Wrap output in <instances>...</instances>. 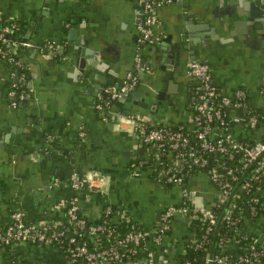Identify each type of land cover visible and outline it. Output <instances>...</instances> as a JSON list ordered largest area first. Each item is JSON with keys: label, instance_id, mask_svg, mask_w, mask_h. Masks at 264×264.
Returning a JSON list of instances; mask_svg holds the SVG:
<instances>
[{"label": "crops", "instance_id": "0c3cea01", "mask_svg": "<svg viewBox=\"0 0 264 264\" xmlns=\"http://www.w3.org/2000/svg\"><path fill=\"white\" fill-rule=\"evenodd\" d=\"M263 6L262 0H161L152 40L140 41V0H0L10 36L20 42L12 49L15 63L0 59V230L14 210L29 223L62 221L75 194L88 220L109 206L114 222L127 220L151 233L123 264H178L194 230L176 214L157 241L153 232L164 209L186 191L196 206L210 207L219 192L201 170L179 183L159 182L130 117L139 112L156 124L189 122V97L197 87L187 72L192 59L209 65L223 93L243 87L249 106L264 110V25L251 15ZM228 17L237 22L232 32ZM49 41L59 44L57 55ZM138 55L145 65L135 88L140 98L133 89L100 109L99 93L119 88L137 69ZM78 56L85 58L83 68L75 64ZM17 83L26 90L13 106L9 91ZM140 159L142 165L132 166ZM73 172L103 180L74 190ZM243 225L263 239L264 211ZM17 262L70 264L54 244L0 242V264Z\"/></svg>", "mask_w": 264, "mask_h": 264}, {"label": "built area", "instance_id": "2783aa9c", "mask_svg": "<svg viewBox=\"0 0 264 264\" xmlns=\"http://www.w3.org/2000/svg\"><path fill=\"white\" fill-rule=\"evenodd\" d=\"M144 13V23L139 26L140 41H151V31L157 22L156 8L161 0H140ZM4 19L0 12V21ZM12 26L4 24L0 30V59L5 58L15 63V56L12 53L20 42H16L10 36ZM26 44L28 42H22ZM49 52L58 54L59 44L49 41ZM136 70L128 71L122 80L119 88L111 91L104 100L97 103L99 108L110 107L112 101L127 92L135 89L139 81V73L145 69L141 63L140 56H136ZM187 72L197 80L196 90L189 97L190 120L187 123H178L175 128L172 125L154 124L146 119L139 112L133 113L132 131L138 136L140 143L148 150L149 157L156 165V179L165 184L179 183L182 179L196 171H205L208 181L219 192L218 200L230 198L232 207L237 194L232 191V181L238 179L237 170L245 171L249 166L248 177L242 186L248 187L249 179H255L264 174V110L257 107H250L248 104L247 91L243 87H237L231 94L223 93L212 81L210 67L207 63L192 59L189 61ZM104 91H109L106 88ZM9 93L14 96L11 101L13 106L24 98V91L17 92L12 88ZM264 99V86L260 89ZM100 99L102 97L99 93ZM235 130L232 131L231 127ZM83 134V133H82ZM238 155V156H236ZM235 159H237L235 161ZM142 159L132 163L143 164ZM135 175L139 171H134ZM103 178L98 175H81L73 172L70 175L69 183L74 190L83 187L84 184L102 182ZM264 181V177L262 178ZM93 185V184H92ZM261 203L262 193L260 195ZM183 200L180 203H172L164 209L159 224L155 228L154 237L158 241L170 226V221L176 214L184 215L186 221L192 226L191 220L195 214L200 213V218L207 221V229H211L217 221V215L213 206H196L194 197L188 191L183 193ZM253 200H257L256 197ZM80 206L78 198L74 194L66 206V216L71 225L76 229L73 233L65 236V243L62 235L66 228L53 230L50 223H62V221H41L26 222L21 210L12 212L11 222L0 230V242L2 244H55L66 252L70 264H123V261L136 254L137 249L128 247L127 244H144L147 234H151L139 227L130 226L125 234H116L115 224L110 215L112 209L105 206L102 220L98 223L86 225V219L79 214ZM199 218V217H198ZM199 218V219H200ZM226 221L235 223L239 218H232L229 211L224 216ZM193 228V227H192ZM194 230V228H193ZM103 233L109 242L104 245L99 239H91L86 232ZM114 235V236H112ZM195 241L194 236L189 242ZM63 242V243H61ZM59 243V244H58ZM259 243L264 245V238L259 240L252 235L247 249L249 255L238 258L243 264H264L257 261L262 251L255 248ZM197 242V246H201ZM220 252L211 255L204 252V264L213 261L218 264L228 262V255L224 248L231 246L230 239L219 244ZM118 247L124 248L119 250ZM17 264H21L17 262Z\"/></svg>", "mask_w": 264, "mask_h": 264}, {"label": "trees", "instance_id": "16d2710c", "mask_svg": "<svg viewBox=\"0 0 264 264\" xmlns=\"http://www.w3.org/2000/svg\"><path fill=\"white\" fill-rule=\"evenodd\" d=\"M4 24L12 25L4 18L2 22L0 21V30ZM15 88L17 92L25 91L26 85L22 83H17ZM107 95L108 92L102 91L103 98L101 100H104V98ZM176 126H177L176 124L172 125L173 128H175ZM236 160L237 159H235V161ZM250 167L251 166H249L245 171H241V170L236 171L238 175V179L232 181L233 183L232 191L237 194L236 198H234V202H233L234 205H232V207L230 208L231 206L230 198H221L218 200L217 204L213 206L218 221L214 226L211 227V229L206 231L208 222L200 218L199 212L194 215V217L191 220V223H192V227L194 228L193 236L195 238V241L193 240L192 242H188L185 245L184 252L177 259L178 264H204L203 262L204 252L208 251L211 255L220 252L221 247L219 244H221L223 241H225L228 238L231 241V246L224 248V253L228 255V262L225 264H243L242 261L238 260V258L241 256L249 255L250 249L249 250L247 249V244L250 242V237L254 235L252 232H250L249 229H247L243 225L244 220L246 218L253 220L264 211V206L261 203V198H260L261 197L260 195L264 190V181H262L264 174L258 178L249 179L248 187L242 186V183L245 181V178L248 177L249 175ZM254 197L257 198L256 201L253 200ZM228 211L233 219L241 218L240 221H237L235 223L226 221L224 216L225 213ZM79 214L85 217L86 225L91 223H98L102 220V215L97 219L88 220L84 215V213L82 212L81 208ZM115 225H116L115 226L116 231L114 232V235L119 233L123 235L126 232H128L130 229V224L127 222V220L121 222L118 221ZM50 227L53 230L56 229L58 230L68 227L67 229H65L64 234L62 235V239L64 243L66 241L65 236H67V234L73 233L74 230L76 229L75 226L71 225V222L67 216L62 223H55V224L50 223ZM85 232L87 237H90L91 239H99L104 245H106L109 242V239L112 240L115 239L114 237L106 238L103 233L98 235L97 233H90L87 231ZM197 242H201L202 245L197 246ZM140 245L134 244L132 242L127 244L128 247L136 248L137 250ZM255 248L262 251V254L259 255L257 261L264 263V245L262 246L259 243H257L255 245ZM118 249L122 251L124 250V248L122 249V247H118ZM133 255L135 254L131 253L130 257H132ZM206 264H218V263L210 261Z\"/></svg>", "mask_w": 264, "mask_h": 264}, {"label": "water", "instance_id": "95a60500", "mask_svg": "<svg viewBox=\"0 0 264 264\" xmlns=\"http://www.w3.org/2000/svg\"><path fill=\"white\" fill-rule=\"evenodd\" d=\"M262 2H263V4H264V0H262ZM237 12H238V14H242V13H240L239 10H237ZM229 15H230V17H231V16L235 15V13H233V12L231 11V12H229ZM251 15H252V16H255L254 18L260 20V21L262 22V24L264 25V6L262 7L261 10H259V12H258L257 14H255V13H251ZM230 17H228V24H227L228 26H227V27L229 28V24L232 23V24H233V25H232V28H229V31L232 32V29H233L234 27L237 26V22H234L235 20L232 21V19H231ZM230 21H232V22H230ZM225 25H226V24H225ZM84 63H85V58H84V56H83V57H81V56L76 57L75 64H76L77 68H83V67H84ZM132 95H133L134 97H136V98H140V91L134 89V90L132 91ZM123 96H124V95H123ZM185 180H186V178H185Z\"/></svg>", "mask_w": 264, "mask_h": 264}, {"label": "flooded vegetation", "instance_id": "af4514ba", "mask_svg": "<svg viewBox=\"0 0 264 264\" xmlns=\"http://www.w3.org/2000/svg\"><path fill=\"white\" fill-rule=\"evenodd\" d=\"M104 90H105V89H103L102 91H104ZM108 90H109V91H106V92H108V94H109V93H110L111 91H113L114 89L111 90V89L108 88ZM101 94H102V92H101ZM107 96H108V95H107ZM107 96H106V97H107ZM122 96H123V95H122ZM102 98H103V97H101V99H102ZM118 98H120V97H118ZM118 98H116V99H118ZM101 99H100L99 101H101ZM116 99H114V100L112 101V103H114V101H115ZM99 101H98V102H99ZM18 102H19V101H18ZM16 105H17V104H16ZM100 109H102V108H100Z\"/></svg>", "mask_w": 264, "mask_h": 264}]
</instances>
